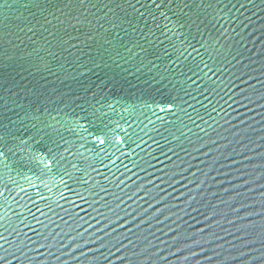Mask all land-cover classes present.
Wrapping results in <instances>:
<instances>
[{"label":"water","instance_id":"1","mask_svg":"<svg viewBox=\"0 0 264 264\" xmlns=\"http://www.w3.org/2000/svg\"><path fill=\"white\" fill-rule=\"evenodd\" d=\"M0 264H264V0H0Z\"/></svg>","mask_w":264,"mask_h":264}]
</instances>
